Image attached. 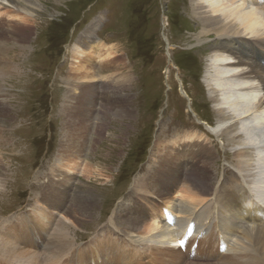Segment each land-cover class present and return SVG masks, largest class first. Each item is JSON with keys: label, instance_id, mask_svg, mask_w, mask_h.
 <instances>
[{"label": "rangeland", "instance_id": "obj_1", "mask_svg": "<svg viewBox=\"0 0 264 264\" xmlns=\"http://www.w3.org/2000/svg\"><path fill=\"white\" fill-rule=\"evenodd\" d=\"M32 1L39 8L35 9L31 18L13 12L4 2L0 4V28L6 31L0 39L9 42V46L17 45L16 49L26 48L19 59L24 65L23 82L16 86L18 80H15L13 85L3 83L0 87L5 96L2 100L8 108L4 123L0 121V179L6 182L4 187H0L3 191L0 197V244L15 241L22 248L42 255L46 252L45 247L48 248V239L53 231L57 232L64 224L69 238L75 241L72 250L64 256H44L40 258V261L43 260L41 264H66V260L69 262L71 258L68 254L71 251L92 252L94 248L90 244L99 249L104 243L114 247L106 237L115 242L122 239V236L113 235L115 230L121 233L127 224L122 215L127 213L134 217L137 211L143 218V225L152 207L162 212V205L155 204L154 199L158 197L160 202L166 203V197L158 195L146 180L151 177V172L159 168L161 157L168 155V158L176 159L178 155L182 162V149L186 147L197 150L205 144L212 150L213 154L201 159L200 163L212 164L213 186L220 185L215 189L216 193L230 196L233 189L227 184L239 177L233 171L236 160L223 140L208 134V130L215 127V117L201 73L213 37L204 38L201 42L195 39L199 30L189 0ZM20 3L28 5L24 1ZM88 27L95 29L94 38L107 47L113 46L114 55H118L120 61L114 65L118 67L116 72L112 65H105L96 75L97 79L100 75L109 79L95 80L100 83L97 86L96 82L93 83V90L98 96L90 101V115L82 119L75 115V100L67 99L72 89L66 85V80L71 76L79 77V65L73 64L71 51ZM170 55L175 67L169 65ZM113 89L118 91L117 97L103 94ZM77 94L73 95L77 97ZM78 120L85 122L84 129L77 125ZM186 134L190 138L191 135H207V138L202 142L201 139L195 141L187 137L176 147L172 145V141ZM71 141L78 142L76 147L82 143L83 151L79 152L78 147L71 146ZM180 168L176 167L178 175ZM185 171L186 168H183V177L180 175L181 180H176L174 189L168 195L174 201H177L176 192L181 193L184 187ZM135 182L142 187L141 190L133 188ZM59 184L66 187L61 190L62 197L47 192L48 187L50 191L56 190ZM86 196L93 199L90 219L84 218L74 202L75 198L80 201ZM205 196L211 200L212 196ZM223 210L218 207L219 216H224ZM39 211H42L49 227L41 234L43 239L40 236L37 244V233L32 225L41 221L36 214ZM203 211L205 217L213 218V234H216L214 208L207 206ZM202 215L203 212L200 217ZM110 218L116 219V229L109 228ZM229 219L239 222L235 215ZM141 224L136 231L141 230ZM250 227L248 229H255ZM169 230L171 246L178 250L177 256L184 262L181 264H222L220 261L233 251L227 247L228 251L222 250L221 257L211 261L181 257L174 244L171 225ZM237 230L234 235L240 236L241 233H235ZM15 233L20 240L15 238ZM48 235H51L50 238ZM225 235L228 238L226 243L233 241V248L237 238ZM217 240L220 241L219 238ZM125 242L121 240V247L127 249L130 246ZM145 248V244L137 245L135 253H115L111 262L137 264L138 251L148 253ZM201 248L198 251H203ZM110 252L113 253L112 250ZM87 254L84 252L87 263L94 264L93 260L87 259ZM105 254L106 251L101 252L102 256ZM5 258L8 257L0 247V264H25ZM178 258L169 254L168 264H179L176 262ZM76 260L80 263L77 255Z\"/></svg>", "mask_w": 264, "mask_h": 264}, {"label": "bare ground", "instance_id": "obj_2", "mask_svg": "<svg viewBox=\"0 0 264 264\" xmlns=\"http://www.w3.org/2000/svg\"><path fill=\"white\" fill-rule=\"evenodd\" d=\"M21 1L28 5L23 6L20 3ZM2 2L9 6L13 12L23 14V17H30L35 9L39 8L32 0H0V4ZM189 3L191 13L197 20L199 30V34L195 38L197 42H201L207 37H213V43L208 46V58L205 60L206 63L203 65V71L201 72L208 103L211 104L215 117V127L208 130V134L217 140H223L236 160L235 167H233L235 170L232 169L239 174V177L234 179V181L230 180L229 184H227V187L233 190L230 196H226V193H216L220 185L215 184L217 186H213L215 178L211 174L212 164L205 165L204 162L200 163L201 159L210 156L212 153V150L208 149L205 144H201L197 150L190 147L183 148V163L179 160L180 157L177 153L173 155L176 154L179 157L178 159L177 157L174 159L171 156L168 158V155H165L159 160V168L155 170L156 172H151V177L149 176L146 181L150 188L156 190L158 195L166 197V203L160 202L158 197L154 201L155 204L157 202V204L162 205V209L168 214L170 221L167 222L163 212H157L153 207V211L150 210L151 212L144 219L143 225L141 224L143 218L139 217V212L135 211L134 217L126 213V215H122V219L127 223L123 227V231L121 233L118 232V234L115 230L113 235L116 237L122 236L121 240L126 241L125 243L130 246L129 248H122L121 240L115 242L108 236L106 237L107 242H111L114 247L104 243L106 246L104 245L99 249L95 244H90L91 248H94L93 251L91 250L92 252L89 250L83 252L79 250L71 251L68 254H70L69 257L72 260L69 259V262L66 260V264H88L84 257V252L88 253L87 259L93 260L94 264H105L106 262L113 264L111 260L114 261L115 253L118 255H124V251H133L135 253L134 247L144 244L147 245L145 249L148 253L144 250V253L138 251L139 255L137 258L139 261L137 264H160V262L168 264L170 262V259H168L169 254L175 258L179 257L177 256L178 250L171 246L172 240L169 237L171 231L169 230V225L172 226L174 244L180 250L181 257L211 261L221 257V251L227 250L226 248L229 247L228 250L233 249L232 253L226 252L228 254L226 257L229 258L224 260L225 257L220 263L264 264V0H189ZM93 29L88 27L72 47V62L74 65H79L77 69L80 71H77L80 73H77L79 77L71 76L72 78L66 80L67 82L65 81L66 85H70L72 89L67 99L75 100V104H77L75 115L82 117V119L90 115V101L98 96L96 94L97 91L93 90V83L96 82V86L100 83L95 80L109 79L103 75L98 76L97 79L96 75L101 73L105 65H112L113 71L116 72L118 67L114 65L120 61L118 60L120 57L114 55L113 46L107 47L101 40L94 38ZM4 35H6V31H2L0 28V38H3ZM22 41L24 42V40ZM8 43L0 39V87L3 83L13 85L16 82L15 80H18L15 84L16 86L20 81L23 82L22 66L24 65L21 64L19 59L26 48L18 47L16 49L17 45L9 46ZM13 50L18 53L12 52ZM12 63L13 65H11ZM173 63L170 55L169 65L175 67ZM2 91L0 90V121L7 117L8 109L7 103L2 100V97H5ZM73 94H77V97ZM103 94L117 97L119 93L113 89L111 92H104ZM73 96L76 98L73 99ZM77 125L84 129L85 122L79 121ZM198 136L191 135L190 138L186 134L171 143L176 147L175 145L187 140V137L188 140L195 139L196 141V139H201L202 142L206 141L207 135L205 137H203L204 135ZM1 141L2 138H0V144L2 143ZM76 143L78 142L71 141L70 145L76 147ZM77 147L79 152L83 151L82 143ZM160 166L163 167L160 168ZM177 166L178 168L179 166L181 167L179 175L177 173L178 169H176ZM183 168H186L185 172H187L186 174L183 173L185 177L184 187L183 189L181 188V193L176 192L175 198L177 201H174V198L171 197L172 199H170L168 195L174 189L176 180H181L180 175L182 176ZM0 183V187L6 185L3 179H0ZM138 183L141 184L140 182ZM64 187V185L59 184L56 188L54 187L56 190L52 189L51 191L48 187L47 192L49 194L50 192L54 193L56 196L59 194L62 197L61 190ZM138 187L141 190L142 187L136 185L135 182L133 188L137 189ZM223 187L221 186V188ZM2 192L1 190L0 197ZM146 192L149 193L150 191ZM179 193L180 199L178 197ZM205 195L207 197L212 196L211 200L210 198H205ZM43 198L46 199L47 197L43 196ZM77 198L74 201L76 209L84 214L85 219H90L93 199H89L90 197L86 196L79 201ZM207 206L214 208V219L216 221L214 232L216 234H213L212 228V231L206 234L205 239L201 237L196 240V248L191 253L192 251L186 250L185 246L180 247L176 243L174 232L177 229L186 227L193 221V217H196L197 220L194 223L199 220L200 227L197 228L195 233L199 235L213 221L212 217H205L206 215H204L203 208ZM218 207L222 210L224 209V216L218 215ZM209 210L212 213V209ZM201 212H203V215L200 217ZM36 214L41 221H38V225H34L33 222L32 226L36 230L38 244L39 237L43 232L47 231L49 225L46 222V218L43 217L42 211ZM113 215H115V212ZM234 215L237 216L239 222L235 223L229 219V217ZM110 219L109 228L116 229V219L115 221L113 218ZM140 224L142 227L139 228L141 230L138 232L136 230H138ZM203 225L204 227H202ZM63 226L64 224L60 226L61 228L57 232L53 231L52 236L50 235L51 238L48 235L50 238V240L48 239V248L45 247L46 252L42 255L22 248L15 241L10 243L3 241L0 247H2L4 255L8 257L5 259H15L16 262H24L25 264H41L43 260L40 261V258H44V256L45 258H54L59 256V254L64 256L72 248L75 241L69 238L68 228ZM248 226H253L255 229H248ZM236 230L237 232L235 233H241L240 236L234 235ZM28 232L29 234L32 233L30 228H28ZM225 233L237 238L233 248H231L233 245L231 244L232 240L230 243H226L228 238L226 239ZM14 236L20 240L16 233ZM216 236L220 241L217 240ZM41 237L43 239V236ZM201 242L208 244L205 253L198 251ZM106 247L107 249H105ZM102 251H106L104 256L101 255ZM81 254L84 259H81ZM190 254L191 256L187 257ZM76 255L80 258V263L77 262ZM176 262L179 264L184 263L180 257Z\"/></svg>", "mask_w": 264, "mask_h": 264}]
</instances>
